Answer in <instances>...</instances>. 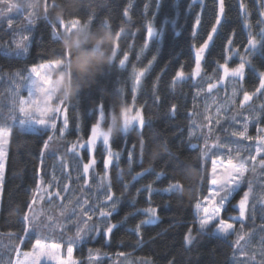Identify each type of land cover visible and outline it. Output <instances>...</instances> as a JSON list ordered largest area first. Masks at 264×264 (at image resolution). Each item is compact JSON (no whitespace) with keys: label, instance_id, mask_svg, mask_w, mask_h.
<instances>
[{"label":"trees","instance_id":"trees-1","mask_svg":"<svg viewBox=\"0 0 264 264\" xmlns=\"http://www.w3.org/2000/svg\"><path fill=\"white\" fill-rule=\"evenodd\" d=\"M129 2L45 0L46 6L43 8L41 0V8L33 21L34 34L29 51L24 57L9 56L3 52V46L11 41L12 34L0 19V76L4 71L24 74L30 67L48 62L67 64L68 92L62 100L63 106H67L68 138L89 136L101 103L105 112L111 110L118 113L134 102V108H138L142 114L144 125L140 130L133 127L126 134L115 130L111 138L112 147L119 153V158L118 164L110 168L104 196L106 198L110 188L113 198L119 201L111 217L113 222L122 221L126 215L128 219L119 223L108 242L101 234L95 242L90 239L76 245L77 260L96 253L99 259L108 261L116 257L135 256L149 258L153 264H231L234 251L227 239L210 233L198 235L195 205L208 194L210 163L203 162L197 140L190 136L196 113L202 112L203 99L202 96L201 99L197 98L199 86L191 75L196 65L194 49L207 38L219 11V0H204L203 9L197 2L191 10L188 9L191 0H160L159 8L157 0H131V20L128 21L123 12ZM245 3L248 5L247 22L255 35L261 27L258 23L261 8L258 0H245ZM145 5L148 7L145 8ZM224 5L222 23L201 64V72L215 78L222 71L219 65L230 55L226 49L230 47L239 55L238 58L231 57L227 63V67H234L239 64L248 40L249 29L244 27L246 21L240 12V0H224ZM197 13L201 14V25L193 37L192 27ZM153 16L157 28L166 18L169 23L165 25L163 38L153 39L141 52L146 25ZM61 19L65 22L79 19L81 25L67 34L63 32L58 38L53 37V22H57V32L63 31L58 23ZM173 19L176 20L175 27L171 23ZM105 21L108 29L102 27ZM122 26L126 28V33L115 41V32ZM133 32L135 35H132ZM110 33L114 38L109 43L106 37ZM229 39L233 41L231 45L228 44ZM115 43L118 49L113 61ZM69 48L73 50L71 53ZM125 52L128 59L120 68L119 60ZM77 53L80 54L79 58ZM153 56L156 59L149 65ZM251 60L252 66L246 65L242 81L248 93H254L259 88V73L264 71V41ZM181 69L185 74L184 79L173 85V78ZM142 70L144 75L136 86L135 74ZM261 103H264V90L243 112H253L250 109L255 108L259 112L255 124L264 128V115H261L264 109H259ZM173 105L176 106L175 112L172 111ZM49 133L21 132L17 126L10 128L0 201V232L3 234L15 236L22 226L20 221L23 214L29 212L30 215L27 205L34 198L36 202L38 195L37 170H40L39 177L46 184L51 182L56 154L46 156L48 150L44 149L43 164L40 155ZM52 143L49 147H52ZM129 152L132 153L131 160ZM60 153L62 149L57 151V154ZM96 158L98 167L102 168L104 153L101 147H98ZM171 183L180 187L169 193L163 192ZM149 184L156 190L152 193L151 205L157 208L159 219L154 224L145 225L141 237H137L135 225L146 218L143 209L149 206ZM231 211L236 212L232 208ZM189 227H193L192 234L197 239L192 245L185 246L184 237ZM57 237L56 241L67 244L64 241L67 234L58 233ZM17 245L21 250L23 247L31 249V243ZM93 248L95 252L90 251Z\"/></svg>","mask_w":264,"mask_h":264},{"label":"rangeland","instance_id":"rangeland-1","mask_svg":"<svg viewBox=\"0 0 264 264\" xmlns=\"http://www.w3.org/2000/svg\"><path fill=\"white\" fill-rule=\"evenodd\" d=\"M44 1L45 0H42L43 8L46 6ZM9 3H11L10 11H5V15L0 16L1 21L12 34L11 41L3 46V52L9 56L24 57L29 51V44L34 34V22L29 24L28 20L31 19L34 21L37 17V11H39V7L41 8V0H0V9L7 10ZM29 13H32V15L29 16ZM9 20L12 21L11 27L9 26ZM77 28L78 26L73 27L71 30L66 31V34L72 30H76ZM25 35H27L29 39L23 40L22 37ZM17 45H19V47ZM228 56H230V58L239 57L236 51H232ZM48 64L50 66L44 72V76L46 78L45 81L43 83L36 81V85L38 87H42L43 89L39 92L40 107L63 106L62 99L67 95L68 92V66L62 62H48ZM238 65L228 68L232 69ZM32 67H30L28 72L24 74L20 72L4 71L3 75L0 76V128H4L9 133L12 126H17L20 129L19 121L24 119V117L20 115V102L21 100L28 99V82L24 79V77L31 75L30 69ZM223 76L224 73L222 69L218 78L211 77L209 75L203 74L202 72L198 77L195 78V84L197 87L199 86L197 98L201 99V96L203 97L202 112L196 113V118L191 125L190 132H194V135H191V137L197 140L196 144L200 147V150L204 149L205 140H207L210 151L208 152L207 156H203V162L209 161L210 163V177L212 174V160L218 158L223 160V164H217V174L220 176H224L226 173L231 171L230 167H225V165L228 164V160L230 158L232 159L233 163H236L242 158L245 159L247 166L249 169H251L253 162L247 158L249 155H255V138L257 136L264 137V128L255 124L259 117V112L253 107L250 109V111L253 112H243V110H246L250 107L253 99H256L263 90L261 92H254L251 100L243 103L242 105L241 102L244 100V94L246 93L242 85L243 80H238L237 78L231 76L224 77V79L221 80L220 78ZM32 78L35 79L34 76ZM210 84L215 85L211 91H209ZM134 85H136L135 82ZM132 104L133 105L120 109L118 113L111 110L105 112L103 109L104 118L102 120H100L98 108L97 120H100L102 131L107 136L112 138L115 130H120L123 133L125 115L135 116L137 111L140 112L138 108H134L135 103L133 102ZM25 107L29 106L25 105ZM128 108L130 111H128ZM260 108L264 109V103H261L259 109ZM225 109L228 110L227 115L229 117H235L234 121L231 119L226 121L224 119ZM35 115L37 119L41 118L38 114ZM65 116L67 117L66 111L56 116L54 120L56 124L55 130H52L51 128L47 130L48 133L50 132L49 134L53 137V139L48 143L50 144L52 141L53 143L52 147L50 146L47 148L48 151L46 152V156H53L56 154V157L53 161L55 164H53L52 167L53 170L51 173V182L48 184L45 183L43 188L38 190L36 202L33 205L30 213V215L35 214V219L38 223L41 221L43 222L41 224L40 231L44 235V240L50 245L53 243H61L56 241V239L59 238L57 237L58 233H60V235L67 234V237L64 240L65 242H67L69 235H75L76 227L80 220L87 219L85 215H82L84 208H88L89 211L96 209V215H94L93 220H97L100 206L105 202L104 194H106L105 191L108 185L107 182L109 181L110 177V168L113 164H118V159L113 160V163L108 169L107 176H105L104 161L103 167L99 168L96 152L98 147H101V150L104 153V158L106 153L102 141H98L97 150L94 154L96 163L89 170L87 184H85L83 164L88 161V151L86 148L77 149L79 151V155H77L76 151H69V149L72 148L74 144L78 145L79 142L86 140L91 135V130L87 138L80 136H70L69 138L66 137L68 127L64 130V134L61 135L60 129L64 126ZM218 116L221 120V124L217 126L216 119ZM43 118L48 123L53 122L50 117ZM246 118V135L253 137L252 140H242L239 137L231 135L232 131L244 130ZM133 127H136L139 130L141 129L137 122H134L129 130H131ZM225 128L228 129L227 132L224 131ZM209 129H211V132H209ZM38 132L40 131H37V133ZM217 137H219V139L224 143L231 144L233 148L231 157L227 155V149L212 147V145L217 142ZM8 142L9 137L6 145L7 149ZM110 145L112 147L111 139ZM236 148L240 149L239 153L235 151ZM61 149L62 153L57 154V151H60ZM112 149L114 152H116L113 147ZM246 151H248L247 156ZM212 153H216L217 155H213ZM221 153H223L222 156H220ZM259 159L260 157H257V161ZM57 168L58 170H56ZM56 172H58V174ZM58 175L61 178L58 177ZM250 183L252 185L253 191L249 196V205L246 210L245 220L240 221L231 219L232 217L238 216L239 210L236 205L242 198L243 193L248 190ZM49 184L58 186L61 196L66 197V199L50 198L48 196ZM65 185L68 186L67 191L64 190ZM212 187L214 186L209 184V189ZM56 190L57 188L51 189L53 192ZM1 195L2 192H0V201ZM77 201H79V204H77ZM201 203H203V200ZM231 208L235 209L236 212H232ZM67 217H71V219H66ZM221 217L226 222L233 224V229L230 230V234L225 238L232 245L234 251L231 264H264V255H262V250H264V243H262V241H264V170H261L259 167H257L256 172L249 170L245 173V177L241 183L240 189L234 194L227 206V210L221 213ZM92 223L93 221H88V225H91ZM49 224H52L51 228L48 227ZM69 226L71 232H66L65 230L66 228L68 229ZM79 226L85 227L84 224H79ZM99 227L102 228L103 225H99ZM10 236L12 235L3 234L0 232V264H7L9 259H11L14 264L15 260L17 259L16 253L11 251V249L17 247L18 242L14 239H9ZM93 236L94 238L91 239V241L95 242L98 236H95L94 233ZM240 236H244V239L240 240L239 244H237L236 241ZM80 244L81 243H78L77 245L79 246ZM76 249L77 248L75 246L73 258L77 264H153L149 258L135 256L116 257L108 261L99 259V257L95 256L96 253L91 254L94 255L92 257L77 260L75 258ZM30 251L31 249L26 250L25 247H23L21 250L19 259L22 261V264H27V260L23 256V252ZM90 251L95 252L96 250L93 248L90 249ZM57 255H62L63 258L66 259V247H62L58 251ZM42 264H56V261L45 259Z\"/></svg>","mask_w":264,"mask_h":264},{"label":"snow or ice","instance_id":"snow-or-ice-1","mask_svg":"<svg viewBox=\"0 0 264 264\" xmlns=\"http://www.w3.org/2000/svg\"><path fill=\"white\" fill-rule=\"evenodd\" d=\"M197 2L200 3L201 8L203 9L204 6V0H191V2L188 4V9L191 10L193 5ZM259 6L261 8V11L259 12L260 19L258 23L261 25L259 33L253 34L251 31V26L247 22V12H248V5L245 3V0H240V12L241 15L245 17V24L244 27L246 29H249L248 31V40H247V46L245 47L244 54L241 55L240 63L237 67L229 69L227 67L228 59L230 56H226L224 63L219 65L220 68L223 69L224 76L220 79L223 80L224 77H234L238 80H243L245 75V67L246 65L251 67L252 66V60L251 57L255 54V50L258 48V46L261 44L262 41H264V0H258ZM160 0H157V8H159ZM11 3L8 4L7 10L0 9V16L5 15V11H10ZM131 0L128 4V6L125 7L123 16L126 18V20L130 21V9H131ZM148 6L145 5V8ZM225 11V5L224 0H219V11L215 16V22L212 24L211 30L207 33V38L203 40V42L195 48V63L196 67L192 72V78L195 79L198 77L201 73V63L204 59L205 52L208 50L210 44L213 42L214 34L217 33L218 27L222 23V16ZM32 13H29V16H31ZM29 24L33 23V20H28ZM56 23L53 22V37L58 38L60 34L63 32L71 30L73 27L81 25V21L79 19H72L69 22H65L63 19L58 21L59 27L63 29L62 32H57ZM169 23V20L166 18L165 21L160 25L159 28L155 26V16H153V19L147 22L146 25V37L144 42V47L141 48V52L144 51L145 48L148 47V44L153 39H162L165 33V25ZM171 23L173 27L176 26V20H171ZM201 25V14L197 13L194 19L193 27H192V35L195 37L197 35V28ZM9 26H12V21L9 20ZM106 29H108L107 21H105L104 25L102 26ZM126 33V28L121 27L119 31L115 32V41H118L122 34ZM132 35H135L133 32ZM23 40L29 39L27 35L22 37ZM233 41L231 39L228 40V44L231 45ZM19 47V45H17ZM26 47V46H25ZM118 49V44L115 43L113 50H112V56L113 61L116 57ZM227 53H231L232 49L229 47L226 49ZM128 59V53L125 52L122 59L119 60V67L123 68L125 65V62ZM156 56L152 57V60L149 61V65L152 64L153 61H155ZM113 64V62H112ZM50 65L47 64H40L39 66H34L30 69V76L24 77V79L28 82V99L27 100H21V107H20V115L24 117V119H21L19 121V126L21 132H37V131H47L49 128L52 130H55L56 124L54 122L56 116L64 113L66 111L67 106H56V107H40L39 103V92L42 91V87H38L36 85V81H40L43 83L45 81L44 72ZM144 75V71H140L135 74V83L136 85H139L141 81V77ZM35 77L33 79L32 77ZM184 72L181 70H178L176 72L175 77L173 78V85L180 83L184 79ZM260 81H259V88L256 89V92H261L264 90V71H261L259 73ZM215 87V85L210 84L209 85V91ZM135 90V89H134ZM252 95L254 93H245L244 94V100L241 102L243 103L251 100ZM25 105H28L29 107H25ZM176 106H172V111L175 112ZM128 111L130 109L128 108ZM227 109L224 110L225 115L224 119L227 121L229 119L235 120V117H229L227 115ZM38 114L41 118L37 119L35 114ZM99 115L100 120L104 118V111H103V104L99 106ZM261 115H264V112L261 113ZM43 117H50L53 122L48 123ZM100 120H97V122L91 127V135L86 139L78 143V145L74 144L72 148L69 149V151H76L77 155H79V151L77 149H87L88 151V161L83 164V174L85 177V184H87V177L89 174V170L95 165V152L97 150V142L102 141L104 149H105V158H104V169H105V176H107L108 169L110 165L113 163V160L119 158V153L114 152L111 145H110V139L111 137L107 136L100 126ZM137 122L140 127L142 128L144 125V119L141 116V113L137 111L135 116H129L125 115L124 118V125H123V133H127L131 125ZM221 120L219 116L216 119V125H220ZM68 126V119L65 116L64 119V126L60 129V134H64V130ZM225 132L228 131L227 128L224 129ZM209 132H211V129H209ZM247 118L246 122L244 124V130L243 131H232L231 135L239 137L242 140H252L253 137L247 136ZM10 133L6 131L4 128H0V192H2L3 189V183L5 178V166L6 161L8 157V149H7V141ZM194 135V132H190V136ZM53 137L51 135L48 136V139L45 140L43 148L41 150V164H43V157H44V149H47L49 147V141L52 140ZM256 148H255V155H249L247 159L251 160L253 162L251 169L246 164L245 159H240L236 163L232 162V159L230 158L228 160V164L225 165V167H230L231 171L226 173L224 176H220L217 174V164H223L222 159H213L212 160V174L211 177L208 179V183L211 186H214L209 189V193L206 197L203 199V203L197 202L195 205L196 208V216H197V222L199 226V232L198 235L208 234L210 233L212 236L216 237H224L226 238L230 234V230L233 229V224L226 222L222 217L221 213L227 210V206L230 203L231 199L233 198L234 194L240 189L241 183L244 180L245 173L251 170L252 172L257 171V167L259 169L264 170V137L257 136L256 138ZM141 147L143 148V141H141ZM193 147H196V145H193ZM213 148H225L227 149V155L231 157V154L233 152V148L231 144L224 143L217 137V142L212 145ZM210 151L208 147L207 140H205V147L201 150L202 156H207L208 152ZM235 151L237 153L240 152L239 148H236ZM213 155H217L216 153H212ZM223 153L220 154L222 156ZM257 157H260V159L257 161ZM132 153L129 152V159L131 160ZM40 170H37V176L38 180L36 183V189L41 190L45 184V181L42 177H39ZM159 179V176L157 177ZM180 187L179 184L171 183L168 185L167 188H164L162 191L165 193L172 192L174 189H178ZM52 188H57L56 191H51ZM64 190H68V186H64ZM156 191L153 188L152 184L147 185V192H148V201L149 206L145 209H143V212L145 213L146 218L142 219L135 225V233L137 237H141L142 235V228L145 225H151L158 221V211L155 206L151 205V197L152 193ZM253 191L251 183L249 184L248 190L243 193L242 198L238 201V204L236 207H238L239 213L238 216L232 217L231 219L234 220H240L244 221L246 218V210L249 205V196L250 193ZM48 196L50 198H61L66 199V197L61 196V192L58 190V186L56 185H48ZM111 202V203H109ZM33 203H35V198L33 199L32 203H29L27 205L29 211H31ZM77 204H79V201H77ZM119 201L118 199H114L113 195L111 194V189L109 188V194L105 198V202L101 204L100 211L98 214L97 220H93L94 215H96V209H92V211H89L88 208H84L82 215H85L87 217L86 220H80L79 224H84L85 227H80L79 224L76 227L75 235H69L67 239V244L65 245L63 241L61 243H53L48 244L44 240V235L41 233L40 228L41 222H37L35 219V214L29 215V212H25L22 216L21 228L19 232L14 236H10L9 239H14L18 242L20 246L24 245L25 243H31V251L30 252H23V256L27 260V264H42V262L45 259L48 260H55L56 264H77V262L73 258V252L74 248L78 243H84L87 240L93 239V233L95 236L103 235V239L105 242H108L110 239V236L114 229L118 228L119 223H122L123 221H126L128 219V215H126L122 221L120 222H113L111 217L116 212L118 207ZM74 215V213H73ZM66 219H71V217H67ZM88 221H93L91 225H88ZM99 225H103V227H99ZM49 228L52 227V224L48 225ZM214 229V231H213ZM63 231V229H62ZM67 231L71 232V229H67ZM193 227H189L187 234L184 237V243L185 246L192 245L197 237L193 234ZM34 238V242L33 241ZM244 236H240L239 239L236 241L237 244H239L240 240H243ZM264 243V241H262ZM66 247L67 251V258H63L62 255H57L58 251L62 248ZM11 251H14L17 255V259L15 260L14 264H22V261L19 259V256L21 255V247L17 246L11 249ZM262 255H264V250H262ZM7 264H13V261L9 259L7 261Z\"/></svg>","mask_w":264,"mask_h":264},{"label":"clouds","instance_id":"clouds-1","mask_svg":"<svg viewBox=\"0 0 264 264\" xmlns=\"http://www.w3.org/2000/svg\"><path fill=\"white\" fill-rule=\"evenodd\" d=\"M113 38H114V36H113L112 33L108 34V36L106 37V39H107V41H108L109 43L111 42V40H112ZM68 51H69V53H71L73 50H72L71 48H69ZM76 56H77V58H79L80 54L77 53Z\"/></svg>","mask_w":264,"mask_h":264},{"label":"water","instance_id":"water-1","mask_svg":"<svg viewBox=\"0 0 264 264\" xmlns=\"http://www.w3.org/2000/svg\"><path fill=\"white\" fill-rule=\"evenodd\" d=\"M176 1H178V0H176Z\"/></svg>","mask_w":264,"mask_h":264}]
</instances>
